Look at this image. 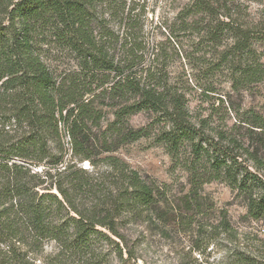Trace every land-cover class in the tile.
Wrapping results in <instances>:
<instances>
[{
    "label": "trees",
    "instance_id": "1",
    "mask_svg": "<svg viewBox=\"0 0 264 264\" xmlns=\"http://www.w3.org/2000/svg\"><path fill=\"white\" fill-rule=\"evenodd\" d=\"M242 3L191 0L183 13L191 15L183 31H201L203 42L224 45L215 68L227 67L234 90L255 89L264 80V18ZM141 29L123 0H0V264H35L46 241L56 246L47 264L109 263L101 250L118 249L110 236L123 239L116 219L150 214L156 206L155 186L116 158L101 157L146 136L125 120L139 111L170 124L160 136L171 151L190 143L194 156L211 159L209 175L242 193L248 216L264 221V181L237 162V143L233 155L200 146L207 123H192L183 96L155 66L158 55L144 64ZM52 43L75 55L79 75L51 70ZM98 96L121 107L97 135ZM251 122L261 129L264 119L253 115ZM59 125L77 164L64 160ZM245 153L264 169L256 151ZM84 162L111 169L90 176ZM89 199L94 206L85 209Z\"/></svg>",
    "mask_w": 264,
    "mask_h": 264
},
{
    "label": "rangeland",
    "instance_id": "2",
    "mask_svg": "<svg viewBox=\"0 0 264 264\" xmlns=\"http://www.w3.org/2000/svg\"><path fill=\"white\" fill-rule=\"evenodd\" d=\"M123 1L132 15L138 16L142 27L144 64L148 65L158 55L155 66L166 74L167 86L183 96L192 123L196 126L200 120L207 123V136H201L206 143L202 141L200 146L233 155L237 143L242 150L237 162L264 181V169H257L245 153L256 151L264 161V124L261 129L251 125L253 115L264 119V80L255 89H232L227 67L215 68L224 45L214 47L203 42L201 31H183V23L191 20V15L183 14L191 0ZM242 2L253 16L264 18V0ZM110 26L118 30L117 24ZM49 49L51 61L47 62L52 71L79 75L75 55L62 45L52 43ZM111 82L108 79L104 88ZM94 101L93 108L100 113L98 129L93 128L98 135L114 122V113L121 105L102 96ZM125 120L131 129H144L146 136L101 157H114L135 171L155 186L157 199L150 214L137 217L123 214L116 219L123 239L110 236L120 251L117 247L101 250L108 264H263L264 221L248 216L247 199L242 193L209 175L211 159L194 156L190 143L171 151L162 140L164 136H160L170 131V124L148 112H136ZM58 129L66 150L64 160L69 165L77 164L78 160L70 155L68 135L62 125ZM217 132L222 133V138L216 136ZM216 152L213 157L218 155ZM81 168L90 176L99 174L96 175L99 178L101 172L111 169L106 163L93 168L87 162ZM60 178L66 179L67 173ZM196 178L201 181L196 183ZM87 203L85 209L94 206L93 200ZM41 250L35 264H47L46 256L54 255L56 246L46 241Z\"/></svg>",
    "mask_w": 264,
    "mask_h": 264
}]
</instances>
